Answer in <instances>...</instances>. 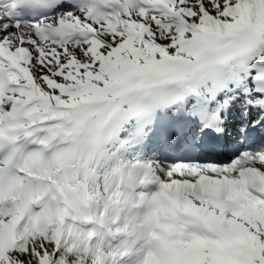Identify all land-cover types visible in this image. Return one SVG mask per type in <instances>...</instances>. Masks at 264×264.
I'll use <instances>...</instances> for the list:
<instances>
[{
    "label": "snow or ice",
    "instance_id": "1",
    "mask_svg": "<svg viewBox=\"0 0 264 264\" xmlns=\"http://www.w3.org/2000/svg\"><path fill=\"white\" fill-rule=\"evenodd\" d=\"M0 264H264V0H0Z\"/></svg>",
    "mask_w": 264,
    "mask_h": 264
}]
</instances>
